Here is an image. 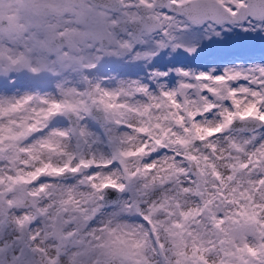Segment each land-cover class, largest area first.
<instances>
[{
	"label": "snow or ice",
	"instance_id": "1",
	"mask_svg": "<svg viewBox=\"0 0 264 264\" xmlns=\"http://www.w3.org/2000/svg\"><path fill=\"white\" fill-rule=\"evenodd\" d=\"M0 264H264V0H0Z\"/></svg>",
	"mask_w": 264,
	"mask_h": 264
},
{
	"label": "rangeland",
	"instance_id": "2",
	"mask_svg": "<svg viewBox=\"0 0 264 264\" xmlns=\"http://www.w3.org/2000/svg\"><path fill=\"white\" fill-rule=\"evenodd\" d=\"M227 54H239V53H227Z\"/></svg>",
	"mask_w": 264,
	"mask_h": 264
}]
</instances>
